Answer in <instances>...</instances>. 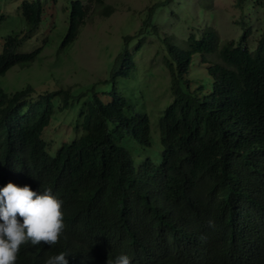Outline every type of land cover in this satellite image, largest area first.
Segmentation results:
<instances>
[{"label": "trees", "instance_id": "16d2710c", "mask_svg": "<svg viewBox=\"0 0 264 264\" xmlns=\"http://www.w3.org/2000/svg\"><path fill=\"white\" fill-rule=\"evenodd\" d=\"M95 1L102 15L112 12L104 0ZM167 1L150 5L143 25L155 27L154 8ZM234 1L242 10L238 39L222 41L207 27L208 36L190 34L184 48H171L172 100L158 119L159 161L153 154L136 163L124 145L133 137L150 147V119L114 88L110 100L94 92L82 101L83 132L50 155L42 132L54 101L64 109L80 97L69 88L33 97L32 87L13 93L0 87V188L51 189L64 212L60 242L26 244L14 264H45L60 252L69 254L68 264H107L120 255L131 264H264V0ZM85 6L72 2L61 46L73 42ZM21 9L26 25L5 37L0 75L42 50L17 51L38 28L42 5L26 1ZM251 38H257L254 47ZM195 54L207 64L209 91L190 89L186 73ZM120 59L127 62L118 72L127 76L133 67L127 49Z\"/></svg>", "mask_w": 264, "mask_h": 264}, {"label": "rangeland", "instance_id": "374dc122", "mask_svg": "<svg viewBox=\"0 0 264 264\" xmlns=\"http://www.w3.org/2000/svg\"><path fill=\"white\" fill-rule=\"evenodd\" d=\"M26 1L36 0H0V51L7 35L23 32L26 20L21 7ZM39 1L42 5L39 26L17 51L29 52L38 47L42 50L31 63L16 64L0 75V87L7 93L32 87V96L69 88L73 97H80L64 109L59 107V100L54 101L55 111L42 132L50 155H54L62 143L70 142L83 132L77 114L82 101L92 97L94 92L99 99L110 100L114 88L150 119L151 146L144 147L133 137L126 138L124 145L136 163L153 154L159 161L162 146L158 119L172 100L167 65L168 62L175 64L176 58L171 48H184L190 34L208 36L207 27H212L222 41L236 40L242 33L238 24L242 10L234 0L167 1L154 8L152 24L155 27L143 25L147 8L164 0H104L113 7L108 15H102L103 7L95 0ZM73 1L86 5L88 12L73 42L61 46ZM256 39H249L250 47L255 46ZM125 49L133 63L127 76L118 72L127 61L116 60ZM199 58L198 54L194 55L186 77L192 80L191 90L203 85L197 90L205 92L210 90L211 76L207 64ZM208 59L216 60V57L209 55ZM115 71L118 73L111 77Z\"/></svg>", "mask_w": 264, "mask_h": 264}, {"label": "clouds", "instance_id": "9594fccd", "mask_svg": "<svg viewBox=\"0 0 264 264\" xmlns=\"http://www.w3.org/2000/svg\"><path fill=\"white\" fill-rule=\"evenodd\" d=\"M63 201L52 194L31 190L28 185L19 187L13 183L0 188V264H14L19 250L26 244L49 247L60 242L64 235ZM22 218V219H20ZM208 226L215 229L214 220ZM66 252L49 257L45 264H68ZM107 264H131L127 255L118 256Z\"/></svg>", "mask_w": 264, "mask_h": 264}]
</instances>
